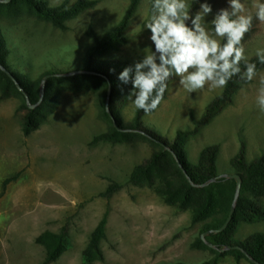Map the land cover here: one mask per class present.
I'll return each mask as SVG.
<instances>
[{
  "label": "rangeland",
  "instance_id": "374dc122",
  "mask_svg": "<svg viewBox=\"0 0 264 264\" xmlns=\"http://www.w3.org/2000/svg\"><path fill=\"white\" fill-rule=\"evenodd\" d=\"M44 1L68 7L76 0ZM95 1L65 21V29H59L21 1L0 0V32L9 69L37 82L38 89L47 73L82 69L86 49L93 43L89 30L101 35L113 28L130 2ZM208 2L213 13L227 7V0ZM241 2L254 16L253 31L242 42L245 55L251 58L264 48V23L255 19L254 0ZM150 6L151 0H139L124 33L125 43L108 52L107 59L127 65L142 59V49L151 45L146 28ZM211 19L207 18L209 30ZM262 76L264 68L199 128L196 121L204 107L222 89L206 85L189 93L179 85V77H172L159 107L141 118L161 138L157 141L140 130L115 127L106 116L104 83L87 76L73 81L49 77L50 104L29 108L36 109L31 116L37 127L25 135V98L17 88L0 81V264H40L49 246L44 235L58 232L64 224L68 236L52 264H196L213 258L216 264H252L244 254L231 250L215 254L217 250L204 240L196 242L203 226L218 225L227 217L233 198L226 182L213 185L210 206L198 223L191 222L190 204L204 198L205 191H190L183 205L182 191L168 198L158 189L166 180L176 182L184 175L176 162L183 153L195 162L203 147L218 144L216 165L221 175L237 172L231 159L240 139L245 141L248 160L264 152V111L257 104L259 89L264 87ZM131 89L132 85L122 92L113 111L125 127L132 124L136 109L126 98ZM147 159L152 161L148 176L131 181L134 167ZM113 182L119 188L106 193ZM250 197L264 209V193ZM237 199L220 237L225 241H244L254 233H264V215L246 203L237 210ZM104 215L106 237L100 245V259L89 251V239Z\"/></svg>",
  "mask_w": 264,
  "mask_h": 264
},
{
  "label": "trees",
  "instance_id": "16d2710c",
  "mask_svg": "<svg viewBox=\"0 0 264 264\" xmlns=\"http://www.w3.org/2000/svg\"><path fill=\"white\" fill-rule=\"evenodd\" d=\"M12 1H21L36 16L51 22L52 25L58 27L59 29H65V21L75 17L80 12L93 6L96 2L95 0H76L72 5L67 7L64 3L59 6H49L45 3L44 0ZM138 2L139 0H130L129 5L127 6L121 19L113 28L109 29L108 31L102 33L101 35H97L91 29L89 30V34L93 38V43L86 49L82 69L74 70L80 71L79 73L73 75H66L69 72L59 74H53L52 72H50L47 74H53L51 76L58 75L59 77L65 76L63 77V79H66L67 81H73L75 78L80 76H87L90 78L100 79L104 83L105 87L104 97H106L107 95L108 87L110 88L108 105L113 113V111L115 110L114 105L121 98L122 92L128 90L131 87L130 83L123 84L121 81L118 80L119 74L123 71L125 67L129 65H127L126 63L111 61L106 58V54L111 50H116L120 45L125 43L126 39L124 33L129 24V20L131 19L138 5ZM190 6L191 12L194 13L195 11H197L198 0H193ZM252 31L253 28H251V30L245 35L244 40L249 36ZM4 39V35L0 32V64L3 65L8 71H10L13 77L18 81L22 89L27 94L30 103L35 104L39 101V89L37 88V82H33L27 77H23L20 74L14 73L9 69V65L7 63L8 51L5 46ZM221 42L223 43L224 41L222 40ZM248 59L249 62L256 63L257 71L264 68V64H261L256 56ZM112 69H114V71H111ZM241 69L242 75L244 71V62H241ZM170 79L167 81V84ZM2 80H4V85L12 86L14 89L17 88L13 80L4 71L0 69V81L2 82ZM49 82L50 80L47 79L45 83L43 97L39 104L36 106V109L44 106L45 104H50L51 97L49 94L51 85H49ZM247 82L249 81L241 79L239 76L233 77L229 81L227 86L222 88V91L204 107L201 116L196 121V127L199 128L209 122L217 113L222 110L223 107L231 103L233 94L243 84ZM22 110L23 133L26 135L28 134L29 130L35 129L37 127V121L31 116V113L35 111L34 109H29L28 106L24 104ZM144 114L145 113L143 112V110L135 109L132 124L129 127H125L116 118V114L113 113L117 128H130L132 130H140L143 134H145L152 140H161V138L156 134L154 130L149 129L143 124L141 118ZM106 116H108L107 112ZM97 138L98 137H95L93 140H96ZM218 152L219 145L215 143L203 147L195 162L187 160L184 153L178 161L193 183H205L208 182L212 177L217 176L216 160ZM231 162L237 170L236 173L239 174V176L241 177V186L239 189L236 209H240L242 205L246 203L248 204L251 210H253L257 214L264 215V209L262 208V206L259 205V203L253 201L250 197V195L254 196L255 194L264 193V152L257 156L255 159L248 160L245 141L243 139H240L238 150L236 154L232 157ZM151 165V159H147L143 163L136 165L133 171L131 172L130 180L136 182L139 178L147 177V171L151 167ZM8 180L9 178L4 181L7 182ZM216 182H226L232 190V198L234 197L235 180L226 177H220L213 183L210 182L202 187H196L189 183V181L183 175L180 176L176 182L166 180L161 185L160 189H158V191L163 194H167L168 198H173L182 191L183 197L181 200V204L183 205L188 200V193L190 191L195 189H201L205 191L204 198L193 200L190 204L191 222L198 223L204 219L205 213L210 206L211 188L213 187V185H215ZM118 188L119 185L113 182L108 186L106 193L110 194ZM225 219L226 218H224L223 221H220V224L218 225L210 224L203 226L201 229L202 232H206L210 229L219 228L224 223ZM105 226L106 215H104L98 222V224L92 231L89 239V251L94 253L100 259H102L103 257L100 245L106 237ZM224 230L218 233H208L205 236V240L213 243L217 247H224L226 245H238L243 248L252 258L257 260L258 262L264 263V233H254L248 238H246L244 241L232 242L230 240L225 241L223 239H220L221 235L224 233ZM67 236L68 226L66 224L61 226L58 232L46 233L44 235V238L49 241V246L45 257L40 262V264H52L56 260L57 256L61 251L62 245L66 241ZM202 240L203 239L201 238V235L196 237V242H201ZM231 251L236 254H243L238 249H232ZM215 254H219V251L215 252ZM173 264L189 263L176 262ZM196 264H216V261L215 258H213L210 260H203Z\"/></svg>",
  "mask_w": 264,
  "mask_h": 264
},
{
  "label": "clouds",
  "instance_id": "9594fccd",
  "mask_svg": "<svg viewBox=\"0 0 264 264\" xmlns=\"http://www.w3.org/2000/svg\"><path fill=\"white\" fill-rule=\"evenodd\" d=\"M190 8L188 0H152L146 25L151 45L142 49V59L125 67L118 76L123 84L131 83L126 98L145 114L159 107L168 89L167 81L174 76L189 93L206 85L212 90L222 89L236 76L249 82L257 76L256 63L249 62L242 43L254 19L246 3L227 0V7L215 13L208 0H199L194 13ZM252 9L255 19L264 23V3L254 0ZM209 16L211 30L207 26ZM255 55L264 64V48L257 49ZM257 104L264 111V87L259 89Z\"/></svg>",
  "mask_w": 264,
  "mask_h": 264
},
{
  "label": "water",
  "instance_id": "95a60500",
  "mask_svg": "<svg viewBox=\"0 0 264 264\" xmlns=\"http://www.w3.org/2000/svg\"><path fill=\"white\" fill-rule=\"evenodd\" d=\"M2 2L6 3V2H8V0H2ZM0 69L2 71H4L13 80V82H14L15 86L17 87V89L23 94L28 108H33V107H35L36 105L39 104V102L41 101V99L43 97V94H44L46 80L49 77H51V75H53V74H46V75H44L42 77L41 82H40V88H39V101L37 103H35V104H31L30 101H29V98H28L27 94L22 89V87L20 86V84L18 83V81L10 73V71H8L1 64H0ZM79 72L80 71H72V72L67 73L66 75H73V74H76V73H79ZM109 94H110V88L108 87L107 95H106V98H105V110H106L108 116L110 117V119L112 120V123L116 127V121H115L114 115H113V113L110 110L109 105H108ZM176 162H177V165L179 166V168L182 170V172L186 176V178L189 181V183H191L193 186H196V187H202L204 185H207L210 182L216 181L220 177H226V178H230V179H234L235 180V193H234V197H233V202H232V205L230 207L229 213H228V215H227L224 223L219 228H217V229H210V230H208L206 232H203L201 234V238L205 241V243L209 247H211V248H213V249H215V250H217L219 252H223L225 250L238 249V250H240L249 259V261L251 263H253V264H264V263L258 262L254 258H252L243 248H241L238 245H226L224 247H217L213 243L205 240V238H204V236H206L208 233H210V232H213V233L221 232V231H223L228 226V224H229V222H230V220L232 218L233 212L235 210V202H236V199L238 197L239 189H240V186H241V177L239 176V174H236V173L235 174H221V175H217L215 177H212L208 182L196 184V183H193L191 181L190 177L187 175V173L185 172L184 168L180 165V163H179V161L177 159H176Z\"/></svg>",
  "mask_w": 264,
  "mask_h": 264
}]
</instances>
